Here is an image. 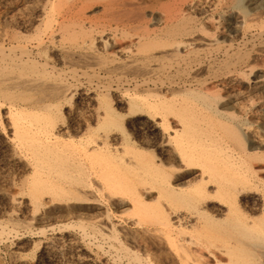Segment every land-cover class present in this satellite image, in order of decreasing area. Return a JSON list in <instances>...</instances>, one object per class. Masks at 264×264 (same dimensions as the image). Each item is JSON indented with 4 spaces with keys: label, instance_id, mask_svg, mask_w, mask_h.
<instances>
[{
    "label": "bare ground",
    "instance_id": "1",
    "mask_svg": "<svg viewBox=\"0 0 264 264\" xmlns=\"http://www.w3.org/2000/svg\"><path fill=\"white\" fill-rule=\"evenodd\" d=\"M134 1V4L139 2ZM95 2L103 3H100L101 7L98 5L102 11L96 7L101 13L85 15L84 9ZM230 4L231 8L226 10L227 25L232 24V32L237 33L251 25L249 20L253 15L247 8L264 6V0H231ZM37 7V16L23 18L27 19L30 28L18 29L17 18H8L9 12L5 16L8 19L3 20L5 22L0 26V109L3 108L0 128L11 129L10 134L2 136L3 141L7 142L14 158L23 162L30 171L23 182L28 204L39 209L46 202L56 201L59 211L67 214L86 204L98 206L109 198H115L118 203L127 202L131 209L130 218L147 233H142L144 245L141 248L148 251L151 243L162 244V255H176L184 264H249L264 255V165L256 164L264 162V135L251 128V121L242 117L239 107L235 106L238 110L233 107L238 105L236 95L241 92L223 94L221 90L220 93L217 83H214L216 81L207 83L206 77L195 74L188 75L187 80L182 78L181 82L172 76L190 67L191 70L193 63L201 62V51L219 50L224 56L221 57V65H214L213 70L209 69L213 62L209 63L208 74L211 77L221 76L225 83L248 77L253 69L248 58L250 52L245 48L244 52H231L229 44H222L224 37L221 43L215 37L218 27L223 30L219 24L225 19L216 20L217 16L213 17L211 12L201 15L198 24L192 16L184 14L187 11L183 13L179 8H172L164 14L161 10L163 17L158 14L157 19L162 18L164 22L158 30L147 28L148 25H144L137 14L141 9L134 10L128 0H40ZM142 10L145 11L144 8ZM124 38L128 40L121 42ZM173 62L177 65L176 72L165 73L174 65ZM78 65L91 69L79 72ZM81 76L89 81L97 77L96 91L83 90L81 85L80 91L72 80L78 81ZM251 77V80L248 78L250 81L246 80L247 87L251 91L262 92L264 74L256 73ZM194 80L197 87L190 86ZM127 82L133 85L132 89L125 86ZM115 88L121 92L114 97L112 91ZM76 94L83 97L85 110L76 104L72 106ZM116 103L125 105V111ZM66 106L67 113L64 112ZM261 128L263 131V125ZM134 130L142 133L135 136L132 134ZM14 197L8 198L16 205L19 200ZM246 200L258 208L257 214L248 212ZM106 216L103 217L108 222V213ZM103 220V225L99 224L100 221H86V225L99 232L106 226ZM65 223V227L71 226L69 222L66 224L69 226ZM21 225L24 226L23 223ZM6 228L7 225L1 226L0 234ZM10 228L14 231V227ZM108 230L116 240L118 229L112 224ZM85 231L84 235L87 234ZM4 238L7 239V235ZM123 239L119 240L118 248ZM120 248L124 249L122 255L126 253L132 260L137 259V264H146L139 256L142 251L130 250L126 246ZM12 255L14 261L25 263V258ZM128 259L125 261L129 262ZM165 261L166 264L168 261Z\"/></svg>",
    "mask_w": 264,
    "mask_h": 264
},
{
    "label": "rangeland",
    "instance_id": "2",
    "mask_svg": "<svg viewBox=\"0 0 264 264\" xmlns=\"http://www.w3.org/2000/svg\"><path fill=\"white\" fill-rule=\"evenodd\" d=\"M23 1H26V2H23ZM28 1V2H27ZM129 1V4H132V6H134V10H136V11H138L139 9H141V11L139 10L138 12H137V14H138V17H140V21L144 24V25H148L147 26V28H150V29H158L159 30V28H161L163 25H164V22H163V19L162 18H160L159 20L157 19L159 16H161L162 15V12H160L161 10L163 11V14L165 13V11L166 10H172V8H179V10L181 11V12H185V11H187L186 13H184L185 15H187L188 14V16H192V18L195 20V22L196 23H198L199 21H200V16L202 15H204V14H209V13H211L212 12V14H213V17H216L217 16V18H216V20H218V19H220V20H222V18L221 17H223V19H225V20H223V22H221L220 20V22H221V24H219V26H220V28L221 27H223V28H221V29H223V30H220L219 29V27H218V30H215V32H216V34H215V37H217L218 39L217 40H220V43H221V41H222V39H223V37H224V39H223V43L222 44H229L228 46H229V50L231 51V52H244L245 50H247L248 52H250V54H248V58H249V60H250V64L252 65V67H253V69H252V71L249 73V75H248V77H244V79L243 80H236V82L234 81V82H228V83H225V81L223 82V80H222V77L221 76H219V77H216V78H214V77H211L208 73H209V69L210 70H213L212 68H215V67H217V66H220L221 65V59L223 58V51H219V50H216V52H214L215 50H211L210 52H208L207 53V51H201V53H200V55H201V58H202V61L201 62H199V63H193L192 64V69H193V71H192V69L190 70V68H188L187 70H185V72L183 73V72H180V73H177L176 72V67L175 66H177L174 62H173V66L170 68V69H167V71L165 72V73H168L169 71H170V73L171 74H174L175 72V75H172L178 82H181L182 81V78H183V80H187L188 78H189V76L192 74V75H199V77H206L207 78V83H213L214 81H216V82H214V83H217V89H218V91L220 92V93H222L223 92V94L224 93H230V92H232V91H239V92H241V93H238L237 95H236V99L238 100V105H234L233 107H235V106H237V108L238 109H240L241 110V114H242V117L245 119H247V120H249V121H251V124H250V126H252L251 128H253V129H255L258 133L260 132V134H261V132H264V124H263V121L264 120H262V118L264 119V113L262 114V112H264V90L261 92V90H256V91H251L248 87H247V82H246V80L247 81H250L251 79H252V77L251 76H254L256 73L257 74H259V73H263L264 74V59H262V58H264V49H262V48H264L263 46H264V6H261L260 5V7L259 6H257V7H255V8H252V9H250V8H247V11H249V13H251L250 15H248L249 16V18L252 16V19L250 18V20H249V23H251V25L249 26V28L248 29H245L244 30V28L243 29H241L240 31H238L239 32V34H238V32L237 33H233L232 32V24H229V25H227L228 23H227V17H226V10H228V8L230 9L231 8V4H230V1L231 0H216V3L214 2L215 0H186V1H183V0H173L172 2H171V0H138L139 2L137 3V1H136V3L134 4V0L132 1V0H128ZM130 1H132L131 3H130ZM142 3H141V2ZM176 1H180V3H178V2H176ZM203 3H201V2ZM205 1H207V2H205ZM223 1V2H222ZM2 2V3H1ZM4 2V3H3ZM7 2V3H6ZM12 2V3H11ZM22 2V3H21ZM39 2H40V0H32V1H30V0H1L0 1V26L1 25H3V23L10 17V16H13V17H16L17 18V22H16V26H17V28L18 29H22L23 30V28H26L27 29V27L28 28H30V24L29 23H27L28 21H27V19L26 20H24L25 18H27V17H34V16H37V14H38V12L39 11H36V10H38V4H39ZM196 2V3H195ZM213 2H214V4L216 5V6H214V4H213ZM219 2H221V3H219ZM226 2V3H225ZM228 2V3H227ZM6 3V4H5ZM32 3V4H31ZM101 3V5H103V3L102 2H100ZM100 3L99 2H95L92 6H90L89 8L87 7V8H85L84 10H85V15H87V16H90V15H98V14H100L101 13V9H100V7H101V5H100ZM140 3V4H139ZM182 3V4H181ZM184 3V4H183ZM191 3H192V6H191ZM206 3H209V4H206ZM225 3V4H224ZM11 4V5H10ZM13 4H15V5H13ZM17 4H18V6H17ZM20 4H22V5H24V6H20ZM137 4H139V5H137ZM167 4H169V5H167ZM177 4V5H176ZM199 4H200V6H199ZM220 4V5H219ZM7 5H9V6H7ZM13 5V6H12ZM98 5H100V7L98 6ZM165 5H166V7H165ZM206 5V6H205ZM209 5V6H208ZM214 7H213V6ZM225 5V6H224ZM36 6V7H35ZM94 6V7H93ZM136 6H137V8H136ZM143 6V7H142ZM185 6V7H184ZM187 6V7H186ZM191 6V7H190ZM197 6H198V8H199V10L197 11ZM212 6V7H211ZM230 6V7H229ZM14 7H17V9L15 10L14 9ZM19 7V8H18ZM23 7V8H22ZM92 7V8H91ZM96 7H98V9L99 10H101V11H99ZM183 7H184V9H183ZM189 7V8H188ZM196 7V8H195ZM219 7H221V8H219ZM223 7V8H222ZM262 7V8H261ZM11 8V9H10ZM96 10L95 12H94V9ZM144 8V10L145 11H143L142 9ZM165 8V9H164ZM181 8V9H180ZM191 8V9H190ZM201 8V9H200ZM203 8H204V10H203ZM219 8V9H218ZM258 8H260V9H258ZM28 9V10H27ZM91 9H92V11H91ZM195 9V10H194ZM221 9V10H220ZM257 10V11H255V10ZM8 10V11H7ZM11 10V11H10ZM22 10V11H21ZM27 10V11H26ZM89 11V12H87V11ZM190 10V11H189ZM201 10V11H200ZM202 10H203V13H202ZM218 10V11H217ZM223 10H225L224 11V14H223ZM259 10V11H258ZM19 11V12H18ZM33 11H35V12H33ZM98 11V12H97ZM8 12H9V14H8ZM14 12V13H13ZM16 12V13H15ZM28 12V13H27ZM37 12V13H36ZM201 14H200V13ZM255 12H256V14H258L257 16H256V14H255ZM23 13V14H22ZM30 13H31V15H30ZM95 13V14H94ZM98 13V14H97ZM192 15H191V14ZM198 13V14H197ZM254 13V14H253ZM9 16H8V15ZM11 14V15H10ZM16 14H18V15H20L19 17H17V15ZM21 14L23 15V16H21ZM27 16H26V15ZM30 16H29V15ZM33 14V15H32ZM89 14V15H88ZM136 14V15H137ZM142 14V15H141ZM151 14V16H149ZM158 14H159V16H158ZM200 14V15H199ZM218 14H220V15H218ZM221 14H222V16H221ZM8 16V18L7 17H5V16ZM140 15V16H139ZM155 15V16H154ZM1 16H2V18H1ZM146 18H145V17ZM158 16V17H157ZM20 17H21V21H20ZM137 17V18H138ZM143 17V18H142ZM161 17H163V15L161 16ZM256 18V19H254V18ZM7 18V19H6ZM24 18V19H23ZM149 18V19H148ZM154 18H156V19H154ZM143 19V20H142ZM197 19V20H196ZM3 20H5V21H3ZM23 20V21H22ZM147 20V21H146ZM149 20V21H148ZM155 20V21H154ZM159 21V23H158V21ZM259 20V21H258ZM26 21V22H25ZM150 21H152L151 23H150ZM201 21H202V18H201ZM253 21V22H252ZM156 23V26H155V23ZM19 23H21L20 24V26H19ZM149 23V24H148ZM161 23V24H160ZM226 23V25H224ZM263 23V24H262ZM27 24V25H26ZM154 24V25H153ZM199 24V23H198ZM255 24V25H254ZM256 24H257V26H256ZM22 25H24V26H22ZM25 25H26V27H25ZM150 25V26H149ZM225 26V28H224V26ZM263 25V26H262ZM156 27H158V28H156ZM250 27H252L251 29H250ZM258 27H262L261 29H259ZM211 28V27H210ZM259 29V30H258ZM211 30H212V28H211ZM254 30H257V31H254ZM219 31V32H218ZM226 31V32H225ZM254 31V32H253ZM249 32H251V33H253V34H251V33H249ZM261 32V33H260ZM221 33V34H220ZM226 33V34H225ZM244 33V34H246V35H242V34ZM255 33H257V34H255ZM219 34V35H218ZM228 34H230V35H228ZM234 35V36H233ZM240 35H242L241 37H240ZM251 35V36H250ZM257 35V36H256ZM262 35V36H261ZM220 36H222V37H220ZM234 38H233V37ZM254 36V37H253ZM261 36V37H260ZM220 37V38H219ZM238 38V39H237ZM247 38H250V39H247ZM263 38V39H262ZM230 39V40H229ZM246 39H247V41H246ZM262 39V40H261ZM119 40V39H118ZM124 40H128V39H122V41L121 42H123ZM225 40V41H224ZM244 42H243V41ZM250 40V41H249ZM226 41H229V42H226ZM237 41V42H236ZM242 41V42H241ZM249 41V42H248ZM260 41V42H259ZM262 41V42H261ZM119 42H120V40H119ZM226 42V43H225ZM240 42V43H239ZM253 42V43H252ZM242 43V44H241ZM255 43H256V46H254L255 45ZM257 43H259V46L260 47H258V44ZM242 46H241V45ZM246 46H245V45ZM250 44V45H249ZM233 45V46H232ZM237 47H236V46ZM241 46V47H240ZM245 46V47H244ZM250 46H252V47H250ZM262 46V47H261ZM254 47V48H253ZM257 49H256V48ZM235 48H237V49H235ZM238 48H240L239 50H238ZM243 48H245V50L243 49ZM243 49V50H242ZM250 49V50H249ZM254 49V50H253ZM235 50V51H234ZM229 51V52H230ZM257 51H258V53H257ZM262 51V52H261ZM205 52V53H204ZM252 52V53H251ZM253 52H255L256 53V55H255V53H254V55H253ZM261 52V53H260ZM219 53V54H218ZM261 55H260V54ZM206 54V55H205ZM212 55V56H211ZM214 55V56H213ZM208 56V57H207ZM210 56V57H209ZM253 58H252V57ZM218 57V58H217ZM222 57V58H221ZM257 57H259V58H257ZM204 58V59H203ZM209 58V59H208ZM215 58V60L213 61V59ZM211 59V60H210ZM220 59V60H219ZM262 59V60H261ZM209 60V61H208ZM217 60H219V62L217 61ZM252 60V61H251ZM208 61V62H207ZM254 61V62H253ZM204 62V63H203ZM210 62H213V63H211V67L208 69V65H209V63ZM253 62V63H252ZM255 63V64H254ZM258 65V66H255V65ZM196 65V66H195ZM199 67H198V66ZM204 65V66H203ZM205 65H206V67H207V69H206V67H205ZM214 65H215V67H214ZM254 65V66H253ZM260 65V66H259ZM263 65V66H262ZM79 66V65H78ZM203 66V67H202ZM81 67V68H80ZM196 67V68H195ZM198 67V68H197ZM258 69H257V68ZM77 68H79L78 70H79V72H81L80 70L81 69H85L86 71H89V69H91V68H89V67H83V66H79V67H77ZM255 68H256V70H255ZM174 69V70H173ZM194 69H195V71H194ZM199 69V70H198ZM203 70V71H202ZM205 70V71H204ZM261 70H262V72H261ZM172 71V72H171ZM187 71H188V73L189 74H187L186 75V73H187ZM193 73H192V72ZM201 73H200V72ZM208 71V72H207ZM102 73V72H101ZM182 73V74H181ZM204 73V74H203ZM254 73V74H253ZM178 74H180V75H178ZM185 74V75H184ZM206 74V75H205ZM178 75V76H177ZM189 75V76H188ZM177 76V77H176ZM183 76V77H182ZM186 76H188L187 78H186ZM179 77V78H178ZM92 78H94L92 81H89V80H87V78L86 77H84V76H81V78H80V80H82V81H80V80H78V81H75V80H72V82L73 83H75L76 85H77V87H79L78 89H80V91L83 89V90H88V91H90V92H93V91H96V81L98 80V78L96 77L95 78V76L94 77H92ZM248 78H250V80L248 79ZM181 79V80H180ZM211 80V81H210ZM218 80V81H217ZM245 80V81H244ZM75 81V82H74ZM89 81V82H88ZM95 81V82H94ZM189 81V80H188ZM210 81V82H209ZM244 81V82H243ZM80 82V83H79ZM85 82V83H84ZM240 82V83H239ZM246 82V83H245ZM82 83H84V84H82ZM90 83V84H89ZM221 83V84H220ZM239 83V84H238ZM93 84V85H92ZM126 85V87L127 86H129V88L130 89H132L131 87L133 86H131V85H129V83L127 82V83H125ZM187 84H188V82H187ZM197 84L198 83H196V80H194V82L192 81L191 82V85L190 86H192V87H197ZM220 84V85H219ZM242 84V85H241ZM82 87H81V86ZM173 85H175L177 88H178V86H177V84H173ZM226 85H227V89H226ZM231 85L233 86V87H231ZM181 86V85H180ZM221 86V87H220ZM243 86V87H242ZM82 89H81V88ZM84 87V88H83ZM88 87L90 88V89H88ZM91 87H93V88H91ZM199 87V86H198ZM235 87H237L236 88V90H235ZM229 88H231V89H229ZM93 89V90H92ZM238 89V90H237ZM240 89V90H239ZM247 89V90H246ZM120 89H114L113 91H112V95L115 97L116 95H117V93L118 92H121V90L119 91ZM221 90H222V92H221ZM129 91H132V90H129ZM243 91V92H242ZM114 92V93H113ZM247 92V93H246ZM253 92V93H252ZM253 95H252V94ZM260 94V95H259ZM239 95H241V97L239 96ZM245 95V96H244ZM246 95H251L250 97L249 96H246ZM256 95H258V96H256ZM82 96L81 95H74L73 96V99H72V102H71V104H72V106H74L75 104V106H77L78 108L79 107H81V109H83L84 108V110L86 109V107H85V101L83 100V97L81 98ZM241 99H240V98ZM255 97V98H254ZM256 97H258V98H256ZM246 98V100L244 101V99ZM252 98V99H251ZM78 99V100H77ZM248 99V100H247ZM254 99V100H253ZM258 99V100H257ZM260 99H263V101L262 100H260ZM82 100V101H81ZM243 100V101H242ZM257 100V101H256ZM77 101V102H76ZM84 102V103H83ZM113 102H114V99H113ZM241 102H243V103H246V104H244L243 105V103L241 104ZM252 102V103H251ZM262 102V103H261ZM74 103V104H73ZM240 103V104H239ZM247 103H250V104H247ZM259 103V104H258ZM117 104V106L119 107V108H121L123 111H125V107L123 108V106H125V105H123V104H119V103H116ZM81 105V106H80ZM243 105V108L241 107L240 108V106H242ZM250 105H251V107H250ZM247 106H249V107H247ZM259 106V107H258ZM256 107V108H255ZM67 108V109H66ZM236 107H235V109L236 110H238ZM246 108H247V111H246ZM249 108H250V110H249ZM254 108V109H253ZM3 108H1L0 109V112H3V110H2ZM256 110V111H255ZM258 110V111H257ZM260 110V111H259ZM66 111V112H65ZM67 111H68V107L66 106V107H64V112L65 113H67ZM240 112V111H239ZM250 114H249V113ZM259 112H260V114H259ZM247 113V114H246ZM255 113V114H254ZM251 114L254 116H251ZM251 117H250V116ZM257 115V116H256ZM247 116V117H246ZM250 117V118H249ZM257 117H258V119H257ZM3 120L5 121V117H3ZM255 122V123H254ZM257 123V124H256ZM263 125V131H262V128H261V125ZM259 126V127H258ZM258 128V129H257ZM261 128V129H260ZM133 133V135H135V136H139V133L141 134L142 132L141 131H136V130H134V131H132ZM137 133V134H136ZM2 138V139H1ZM3 139H4V137H2V136H0V147H2V148H0V152H1V156H0V174H2V175H0V227L1 226H6L7 225V228H6V230L3 232V233H1L0 234V264H66V263H70V264H73V262H74V264H137L138 262L136 261V260H132L126 253H125V255H122V254H124V249H122V248H120L121 246H123V247H125L126 246V248H130V250L132 249H134V250H137L138 252H140L141 253V251H142V253H141V255H139L140 256V258H141V260L143 261V262H146V264H156L155 262H157V264H165L164 263V261L165 262H167L166 264H175V263H177V264H184V263H182L183 261L181 260V259H179V257H176V255H162L161 254V252H162V244H160V245H158L159 243H151V245L149 246V250L148 251H144V249L143 248H141V246L143 247V245H144V236H142V233H144V235H147V233L146 232H143V230H142V228L140 227L141 225H139L138 223H135V222H133V220L130 218L131 217V209H130V204L129 203H118V202H116V200H115V198H109V199H105L103 202H102V204H100V205H94V204H86V205H83V206H81L79 209H75V210H73V211H71L72 213H70V212H68L67 214H65V213H62V212H60L59 211V204H57L56 203V201H54V202H46L45 204H43L41 207H39V209H33L32 207H31V205H29L28 204V202H27V193L25 192V188H24V184H23V182H24V179L29 175V170L26 168V166H24V164H23V162H21V161H18L17 160V158H14L15 156H13L12 154H11V151H10V149H9V146H8V144H7V142L5 143L4 141H3ZM246 144H247V142H246ZM6 146V148H3V147H5ZM5 151H8V153L7 152H5ZM9 154V155H8ZM3 155H5L4 157H3ZM5 158V159H4ZM3 159V160H2ZM14 160V161H13ZM17 160V161H16ZM21 163V164H20ZM256 164H259V165H264V162H262V161H258ZM19 165V166H18ZM26 169V170H25ZM26 172H25V171ZM29 171V172H28ZM15 175V176H14ZM17 177V178H16ZM18 177H20L19 179H18ZM4 178H7L5 181H4ZM11 179V180H10ZM13 179V180H12ZM6 182H8V184L6 183ZM21 182V183H20ZM18 184H20V185H22V187L20 188L19 186H17ZM14 185V186H13ZM9 187H10V189H9ZM8 189H9V194H8ZM19 191V192H21V193H19V192H17V190ZM14 190V191H13ZM23 190V191H22ZM13 191V192H12ZM8 194V196H7V194ZM16 194V195H15ZM21 195H23L22 197H21ZM14 196H17V197H14ZM11 198V197H14L15 198V200L17 201V198H18V200L19 201H17L16 202V205L13 203H11V202H9V198ZM23 197H24V201H23ZM9 202V203H7V201ZM109 201V202H108ZM111 201V202H110ZM6 202V203H5ZM21 202H24V203H21ZM246 203H245V205H247V206H245L246 207V209L247 208H249L248 209V212H251V213H254V214H257L258 213V208H256L255 206H252V205H249L250 203H248V202H250V200H246L245 201ZM50 203V204H49ZM55 203V204H54ZM23 204V205H22ZM57 204V205H56ZM103 204H105V205H103ZM116 204V205H115ZM124 204V205H123ZM7 205V206H6ZM10 205V206H9ZM14 205H15V207H14ZM28 205V206H27ZM50 205V206H49ZM120 205H121V207H120ZM249 205V206H248ZM9 206V207H8ZM17 206V207H16ZM44 206V207H43ZM119 206V207H118ZM13 207V208H12ZM19 207V208H18ZM21 207H22V209H21ZM23 207H24V209H23ZM26 207L28 208V209H26ZM54 207V208H53ZM97 207V208H96ZM99 207V208H98ZM106 207V208H105ZM21 209V210H18V209ZM31 208V209H30ZM44 208V209H43ZM81 208H82V210H81ZM9 210V211H7V210ZM33 209V210H32ZM108 209V210H107ZM254 209H255V211H254ZM17 210V211H16ZM27 210V211H26ZM58 210V211H57ZM3 211V212H2ZM34 211V212H33ZM40 211H42V212H40ZM46 211V212H45ZM108 211V212H107ZM16 212H18V213H16ZM28 212V213H27ZM40 212V213H39ZM255 212H257V213H255ZM3 213V214H2ZM6 213V214H5ZM16 214V215H14V214ZM34 213V214H33ZM43 213V214H42ZM58 214L56 217H55V215L56 214ZM69 213H70V215H69ZM106 213H108V215H109V219H108V222H106L107 220L106 219H104V217L103 216H105V217H107L106 216ZM13 214V215H12ZM28 214H29V216H28ZM36 214V215H35ZM63 214H65V215H63ZM36 217H35V216ZM39 215V216H38ZM113 215V216H112ZM11 216V217H10ZM38 216V217H37ZM41 216H42V218H41ZM14 219H13V218ZM17 217V218H16ZM47 218V219H45V218ZM113 219H112V218ZM3 218V219H2ZM6 218V219H5ZM8 218H10V219H8ZM32 218V219H31ZM39 218H40V220H39ZM50 218V219H49ZM111 218V219H110ZM128 218H130V220L128 219ZM14 220V221H16V222H14V221H12V220ZM17 219V220H16ZM26 219H27V221H26ZM45 219V220H44ZM52 219V220H51ZM57 219V220H56ZM78 219H81V220H78ZM96 219L98 220V219H100L99 221H96ZM101 219L103 220L102 222H105V227H103L102 228V230L101 231H99V232H101L102 233V235H103V238H102V235H100L101 233H99V232H97V231H94V230H92L91 228H89L88 227V225H86L87 224V222H89V221H96V222H99V224H102L101 223ZM116 219V220H115ZM35 220H36V222H35ZM39 220V221H38ZM42 220V221H41ZM68 220V221H67ZM118 220H119V222H118ZM129 220V221H128ZM2 221L3 222H5L6 224L4 225V223L2 224ZM12 221V222H11ZM20 221L22 222V221H24V222H22L23 223V225L25 226H22L21 224L19 225V223H20ZM30 221V222H29ZM77 221V222H76ZM85 221V222H84ZM87 221V222H86ZM114 221H116V223L114 222ZM132 221V222H131ZM29 223V225H28V223ZM34 222V223H33ZM59 222V223H58ZM60 222L62 223V224H60ZM66 222V223H65ZM68 222H69V225H71V226H69V225H66V224H68ZM121 222V224H119ZM10 223V224H9ZM15 223V224H14ZM24 223H26V224H24ZM31 223V224H30ZM33 223V224H32ZM52 223V224H51ZM57 223V224H56ZM63 223H65V225L66 226H69V227H65L64 225H63ZM74 223V224H73ZM79 223V225L81 226V227H83V228H81L79 225L77 226V224ZM81 223H83V225H81ZM133 223V224H132ZM2 224V225H1ZM11 224H13V226H11ZM16 224H18V225H16ZM114 225V227L116 228V229H118L117 230V238H115L116 240H114L113 239V237L112 236H110V231L108 230V229H110V227H111V225ZM26 225H28V226H26ZM32 225V226H31ZM48 225V226H47ZM58 225V226H57ZM63 225V226H62ZM103 225V224H102ZM122 225V227H127L128 226V230L127 229H125V228H121L120 226ZM135 225V226H134ZM30 226V227H29ZM50 226V227H49ZM53 226V227H52ZM63 228H62V227ZM73 226V227H72ZM84 226H86L87 227V229H86V227H84ZM118 226V227H117ZM10 227H14V231H15V233H14V231H13V229L12 228H10ZM22 227H24V228H22ZM30 229H29V228ZM43 227V228H42ZM57 227V228H56ZM137 227V229H139V230H137V229H135V228ZM10 228V229H9ZM45 228V229H44ZM52 228L54 229V230H52ZM78 228V229H77ZM121 228V229H120ZM42 231H41V230ZM59 229V230H58ZM106 229V230H105ZM125 229V231L123 232V230ZM12 230V231H11ZM39 230H40V233H39ZM81 230V231H80ZM86 230V231H85ZM91 230V231H90ZM120 230V231H119ZM142 230V231H141ZM18 231V233L16 234V232ZM80 231V232H79ZM85 231V233H87L88 234V236H87V234H85L84 235V232ZM120 232V234H119V232ZM132 231H136L135 233H136V235H135V233L134 232H132ZM5 232H7V233H5ZM91 232H92V234L93 235H91ZM94 232H96L95 234H94ZM107 232V233H106ZM130 234H129V233ZM140 232V233H139ZM14 233V234H13ZM42 233V234H41ZM82 233V234H81ZM99 233V234H98ZM107 234V238L104 236V235H106ZM127 233V234H126ZM133 233V235H131ZM15 234H16V236H15ZM124 234V235H123ZM141 234V235H140ZM6 235H7V239H5L4 237H6ZM11 235V236H10ZM85 237H84V236ZM109 235V236H108ZM126 235V236H125ZM4 236V237H3ZM91 236V237H90ZM101 236V237H100ZM134 236H139V237H137L138 239L136 240V239H134V238H136V237H134ZM72 237H74V238H72ZM99 237V238H98ZM112 237V238H111ZM129 237V238H128ZM3 238V239H2ZM40 240H38V239ZM70 238V239H69ZM72 238V239H71ZM105 238V239H104ZM111 238V239H110ZM124 238V239H123ZM128 238V239H127ZM31 240V242H29L30 240ZM62 239V240H61ZM65 239V240H64ZM69 239V240H68ZM75 240V243H74V240ZM77 239V240H76ZM80 239H82V240H80ZM98 239V240H97ZM102 239H104V240H102ZM118 239V240H117ZM120 239H123V240H121V246H119V248H120V251H119V248H118V243H119V240ZM141 239V240H140ZM27 240V241H26ZM48 240V241H47ZM59 240V241H58ZM65 242H64V241ZM84 240V241H83ZM87 240H90L91 242H89V241H87ZM134 240V241H133ZM34 241V242H33ZM44 241V242H43ZM56 243H55V242ZM58 241V242H57ZM113 241V242H112ZM140 241V242H139ZM32 242H33V246H32ZM40 242V243H39ZM67 242V243H66ZM79 243V244H77V243ZM86 242V243H85ZM89 242V243H88ZM95 242H97V243H95ZM108 242H110V243H108ZM117 242V243H116ZM16 243V244H15ZM42 243V244H41ZM54 245H53V244ZM60 243V244H59ZM62 243H64V244H62ZM71 243V244H70ZM73 243V244H72ZM88 243V244H87ZM96 244V245H94L93 246V244ZM107 243L109 244V245H107ZM116 243V244H115ZM3 244H4V246H3ZM31 244V245H30ZM36 244H38L37 246H36ZM52 244V245H51ZM57 244H58V247H56L57 246ZM67 244V245H66ZM75 244H76V246H78L77 248H76V246H75ZM100 244V246H98ZM110 244H112V246L110 245ZM124 244V245H123ZM138 244H140V245H138ZM142 244V245H141ZM155 244V245H154ZM50 245V246H49ZM60 245H62V246H60ZM68 245H69V247H68ZM72 245H74V247L72 246ZM114 245V246H113ZM116 245V246H115ZM156 245L158 246L157 248H156ZM18 246V247H17ZM31 246V247H30ZM34 246H36V247H34ZM47 246L48 247H50V249L48 248L47 249ZM83 246H84V248H83ZM97 246V247H96ZM140 246V247H139ZM161 246V247H160ZM114 247L116 248V249H114ZM139 247V248H138ZM152 247V248H151ZM32 248V249H31ZM55 248V249H54ZM59 248V249H58ZM63 248V249H62ZM70 248V249H69ZM79 248V249H78ZM87 248V249H86ZM118 248V249H117ZM151 248V249H150ZM61 249H62V252H60L61 251ZM75 249V250H74ZM28 250H30V251H28ZM115 250V251H114ZM55 251H57V252H55ZM67 251H68V254H66L67 253ZM70 251H72L71 253H69ZM7 252V253H6ZM25 254V256H24V254ZM26 252V253H25ZM47 252V253H46ZM66 252V253H65ZM75 252H77V253H75ZM82 252V253H81ZM117 252V253H116ZM160 252V254L162 255V257H164V258H162L161 257V259L163 260V263L161 262L162 260L160 259V256L161 255H158V253ZM8 253H9V255H8ZM31 253V254H30ZM49 253V254H48ZM56 253V254H55ZM74 253V254H73ZM116 253V254H115ZM121 253V254H120ZM144 253V254H143ZM11 254V255H10ZM12 254H14V255H16V256H19V257H23V259L25 258V263H19L18 261H14V259H12L13 258V255ZM28 254V255H27ZM51 254V255H50ZM70 254V255H69ZM76 254L78 255V256H76ZM81 254V255H80ZM120 255V256H122L121 257V260H120V262H119V258H120V256H118V255ZM7 255V256H6ZM21 255H23V256H21ZM43 255V256H42ZM49 255V256H48ZM54 257H53V256ZM61 255V256H60ZM75 257H74V256ZM84 257H83V256ZM88 257H87V256ZM118 256V258H117V256ZM127 255V256H126ZM142 255H143V257H142ZM149 257V258H147V256ZM153 255V256H152ZM158 255V256H157ZM29 256V257H28ZM34 256V257H33ZM68 256V257H67ZM82 256V257H81ZM113 256V257H112ZM114 256H116V257H114ZM167 256V257H166ZM33 257V258H32ZM50 257V258H49ZM70 257V258H69ZM73 257V258H72ZM77 257H78V259H77ZM128 259V257L130 258V259H128L129 260V262H126L125 260H127L126 258ZM145 257V258H144ZM170 259H169V258ZM4 258V259H3ZM11 259V260H9V259ZM69 258V259H68ZM159 259V260H157V259ZM174 258V259H173ZM260 258H262V260L260 259ZM259 259H257V260H255V261H253V262H251V263H249V264H264V255H261V257H260ZM3 259V260H2ZM27 259H28V261H27ZM73 260V261H71V260ZM84 259V260H83ZM151 260V262H150V260ZM153 259L155 260V262L153 261ZM168 259V260H167ZM65 260V261H64ZM67 260H69V261H67ZM77 260V261H76ZM82 260V261H81ZM147 260V261H146ZM169 260L171 261V262H169ZM179 260V261H178ZM5 261V262H4ZM81 261V262H80ZM83 261H84V263H83ZM136 261V262H135ZM158 261L159 262H161V263H158ZM175 261H177V262H175ZM181 261V262H180ZM261 261V262H260ZM14 262V263H13ZM28 262V263H27ZM72 262V263H71ZM76 262V263H75ZM131 262V263H130ZM134 262V263H133ZM173 262V263H172ZM179 262V263H178Z\"/></svg>",
    "mask_w": 264,
    "mask_h": 264
},
{
    "label": "snow or ice",
    "instance_id": "3",
    "mask_svg": "<svg viewBox=\"0 0 264 264\" xmlns=\"http://www.w3.org/2000/svg\"><path fill=\"white\" fill-rule=\"evenodd\" d=\"M10 132H11V129L0 128V136L8 135V134H10ZM261 134L264 135V132H262ZM0 175H2V174H0ZM17 186L22 187V185H20V184H18Z\"/></svg>",
    "mask_w": 264,
    "mask_h": 264
}]
</instances>
